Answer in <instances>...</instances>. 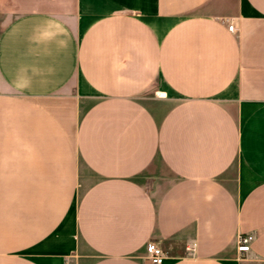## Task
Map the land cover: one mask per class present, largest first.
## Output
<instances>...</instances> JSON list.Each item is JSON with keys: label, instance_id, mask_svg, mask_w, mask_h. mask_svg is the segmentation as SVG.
<instances>
[{"label": "crops", "instance_id": "0c3cea01", "mask_svg": "<svg viewBox=\"0 0 264 264\" xmlns=\"http://www.w3.org/2000/svg\"><path fill=\"white\" fill-rule=\"evenodd\" d=\"M151 241L264 264V0H0V264Z\"/></svg>", "mask_w": 264, "mask_h": 264}, {"label": "built area", "instance_id": "2783aa9c", "mask_svg": "<svg viewBox=\"0 0 264 264\" xmlns=\"http://www.w3.org/2000/svg\"><path fill=\"white\" fill-rule=\"evenodd\" d=\"M228 23V29L231 32L235 31V25L233 21L226 20ZM252 240L251 236L240 235L237 241V251L239 253H245L250 250V242ZM166 253L164 249L156 242L151 241L146 246V256L145 259L150 264H162L164 262Z\"/></svg>", "mask_w": 264, "mask_h": 264}]
</instances>
